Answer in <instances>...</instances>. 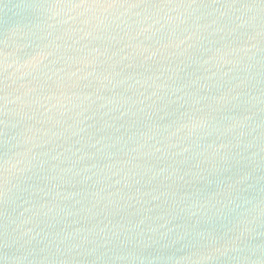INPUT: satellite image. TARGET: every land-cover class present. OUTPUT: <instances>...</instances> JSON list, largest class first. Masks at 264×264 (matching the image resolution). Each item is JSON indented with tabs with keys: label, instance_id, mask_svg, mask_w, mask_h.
Here are the masks:
<instances>
[{
	"label": "water",
	"instance_id": "1",
	"mask_svg": "<svg viewBox=\"0 0 264 264\" xmlns=\"http://www.w3.org/2000/svg\"><path fill=\"white\" fill-rule=\"evenodd\" d=\"M0 264H264V0H0Z\"/></svg>",
	"mask_w": 264,
	"mask_h": 264
},
{
	"label": "snow or ice",
	"instance_id": "2",
	"mask_svg": "<svg viewBox=\"0 0 264 264\" xmlns=\"http://www.w3.org/2000/svg\"><path fill=\"white\" fill-rule=\"evenodd\" d=\"M82 2H83V0H82Z\"/></svg>",
	"mask_w": 264,
	"mask_h": 264
}]
</instances>
